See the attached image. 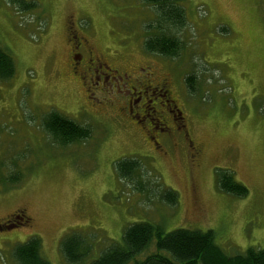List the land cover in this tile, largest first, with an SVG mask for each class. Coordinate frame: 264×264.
I'll list each match as a JSON object with an SVG mask.
<instances>
[{
	"label": "rangeland",
	"instance_id": "1",
	"mask_svg": "<svg viewBox=\"0 0 264 264\" xmlns=\"http://www.w3.org/2000/svg\"><path fill=\"white\" fill-rule=\"evenodd\" d=\"M30 1L34 7L20 10L0 0V48L15 62L13 75L0 80V264H19L13 249L31 236L45 260L68 264L61 242L72 231L92 245L90 260L139 221L165 232L213 230L227 254L264 248V0H182L187 21L176 58L143 48L144 25L155 15L140 0ZM68 24L116 71L109 91L91 94L92 84L73 72ZM140 66L168 82L201 148L195 165L181 136H158L163 150H155L148 127L121 111L129 93L119 75L139 78ZM51 110L90 136L52 142L41 127ZM122 158L141 163L131 180L115 171ZM216 169L232 171L248 194L221 191ZM165 189L177 193L175 205L162 198Z\"/></svg>",
	"mask_w": 264,
	"mask_h": 264
},
{
	"label": "trees",
	"instance_id": "2",
	"mask_svg": "<svg viewBox=\"0 0 264 264\" xmlns=\"http://www.w3.org/2000/svg\"><path fill=\"white\" fill-rule=\"evenodd\" d=\"M27 10L34 7V1L8 0ZM154 9V18L144 25L146 36L143 48L152 54L169 58L178 57L182 49L180 31L186 24V15L181 5L182 0H140ZM226 32V27H221ZM15 71L13 57L0 48V80L10 78ZM196 77L190 73L185 77V83L190 92H195ZM42 129L49 135L52 142L66 146L81 142L90 136L87 126L77 123L55 110L43 115ZM141 169V163L136 158H122L115 162V171L127 180ZM16 174V175H15ZM14 178L19 179L15 173ZM217 187L236 197H244L248 189L238 182L232 171L216 169ZM139 186H142L141 183ZM162 198L170 205L177 202V193L165 189ZM6 227L12 223L4 222ZM1 225V228L5 227ZM153 244V245H151ZM153 250L144 255L148 248ZM61 251L68 264H264V248L248 247L243 253L227 254L215 240L213 230H196L177 228L165 232L160 225L139 221L124 228L120 242L112 241L101 250L97 257L87 260L92 251V245L78 232L67 233L61 242ZM13 256L19 264H51L40 254V240L31 236L27 241L18 244L13 249Z\"/></svg>",
	"mask_w": 264,
	"mask_h": 264
},
{
	"label": "flooded vegetation",
	"instance_id": "3",
	"mask_svg": "<svg viewBox=\"0 0 264 264\" xmlns=\"http://www.w3.org/2000/svg\"><path fill=\"white\" fill-rule=\"evenodd\" d=\"M66 31L68 54L74 64L73 72L78 74L83 81L87 82L88 80L92 84L93 90H91V94H95L102 89V92L109 91L110 85L107 84V80L115 75L114 72L116 73V71L103 60L101 55L96 53L79 30L73 29L68 24ZM146 69L148 67L140 66L137 68L138 71L143 72L139 78H131L127 73L123 77L119 75L122 80H126L125 85L127 93H129L124 105L120 107L121 111L128 112L130 119L134 120L133 124L141 123L143 127H148V131L151 134L149 139H154L153 148L155 150L161 146L158 136L168 135V137H171V142L176 134L181 136L188 145L190 160L195 165L200 156L201 148L189 138V133L181 115L182 111L177 107L175 100L170 95L168 82L166 79L156 82L152 72L146 71ZM101 84L108 85V89L98 88ZM111 91L113 92V90ZM162 106L164 109H161ZM169 116L171 120L168 119ZM146 120L149 123L145 124L144 121ZM169 123L172 125L170 126ZM15 217L14 215L13 218ZM25 218L27 217L24 215L22 219L18 217L21 220L18 223Z\"/></svg>",
	"mask_w": 264,
	"mask_h": 264
}]
</instances>
